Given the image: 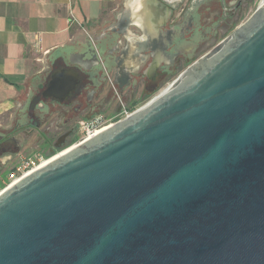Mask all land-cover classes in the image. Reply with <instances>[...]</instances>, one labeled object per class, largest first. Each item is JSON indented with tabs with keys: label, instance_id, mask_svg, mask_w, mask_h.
<instances>
[{
	"label": "water",
	"instance_id": "obj_1",
	"mask_svg": "<svg viewBox=\"0 0 264 264\" xmlns=\"http://www.w3.org/2000/svg\"><path fill=\"white\" fill-rule=\"evenodd\" d=\"M263 1L142 107L0 190V264H264Z\"/></svg>",
	"mask_w": 264,
	"mask_h": 264
},
{
	"label": "rangeland",
	"instance_id": "obj_2",
	"mask_svg": "<svg viewBox=\"0 0 264 264\" xmlns=\"http://www.w3.org/2000/svg\"><path fill=\"white\" fill-rule=\"evenodd\" d=\"M157 1L160 2V0ZM165 1L164 4L160 2L158 15L152 16L151 22L148 25L139 26L141 28L133 26L137 18L143 19L145 16L143 5L139 0L141 9L137 8L135 0H116L112 6L101 13L89 31L95 44L93 55L98 60L102 79L94 85L87 83L88 78L85 76L82 81L88 90L91 86L94 87V90L89 93L91 102L80 95L62 106L47 103L48 110L38 118L35 130L22 129L14 133L16 126L8 125L0 128V137L11 133L16 141V146L10 148L0 143V186L6 187L22 175V172H17L16 168L25 159L33 158L37 167L43 160L61 152L70 144L83 140L86 137L85 126L93 119H98L93 127L96 129L123 119L127 113L142 107L158 91L177 78L186 67L211 51L235 27L244 22L259 2L254 0L244 13L231 21L226 30L213 32L211 28L216 22L212 15H210L209 26L205 27L201 14L186 9L185 1L180 4H177L176 0ZM148 3L151 4L152 0H148ZM166 8L171 10L169 16L160 20L159 17ZM148 15L150 14H147V18ZM205 22L208 23L206 20ZM193 23L194 27L191 28L190 25ZM130 41L137 43V47L133 54L134 46L130 45L126 54L134 61L137 58L132 57L140 58L141 63L139 68H124L121 73L118 71V64L121 63L119 56L125 52L126 43ZM148 63L151 64L148 66ZM85 67L88 69L91 65L88 64ZM144 69L147 76H154L157 70L158 75L150 80L143 74ZM37 100L39 98L33 94L30 106ZM107 106L110 107L107 108ZM100 109L101 112L95 114ZM24 118V123H27L28 116ZM81 120H84L83 123L78 124L74 133L67 136L64 141H58L66 135L67 126ZM45 138L49 141L46 142Z\"/></svg>",
	"mask_w": 264,
	"mask_h": 264
},
{
	"label": "crops",
	"instance_id": "obj_3",
	"mask_svg": "<svg viewBox=\"0 0 264 264\" xmlns=\"http://www.w3.org/2000/svg\"><path fill=\"white\" fill-rule=\"evenodd\" d=\"M115 1L0 0V128H21L24 116L28 121L43 115L47 103L64 105L84 76L92 85L102 79L89 29ZM126 45L125 53L133 45L134 54L137 43ZM132 58H137L135 67L121 62L118 71L139 68L141 59ZM33 94L39 100L30 106Z\"/></svg>",
	"mask_w": 264,
	"mask_h": 264
},
{
	"label": "flooded vegetation",
	"instance_id": "obj_4",
	"mask_svg": "<svg viewBox=\"0 0 264 264\" xmlns=\"http://www.w3.org/2000/svg\"><path fill=\"white\" fill-rule=\"evenodd\" d=\"M168 1H173V0H168ZM184 1H185L186 9H191V10H193V13L194 12L195 13L198 12V13L201 14V17L203 18V21H204V25L203 26H205V27L209 26L210 15H212V17H214L216 23L214 24V26H212V28L211 27L210 28H211V30L213 32H215V30H223V29L226 30L229 27V25L231 24V21L233 19L239 17L242 13H244L254 0H176L177 4H180L181 2H184ZM164 2H166V1L164 0ZM168 4H170V3H168ZM205 20L208 21L207 24H206ZM194 23L190 25L191 28L194 27L193 26ZM199 27L200 26H198V28ZM152 61H151V63H152ZM151 63H148V66ZM143 74L145 76H147L145 72H143ZM157 75H158V70H157V73L154 76H147V77L150 80H153L155 78V76H157ZM99 81H101V79ZM85 86H86V84L83 83L82 80H81V82L79 83V90H78V92L73 94L72 98L75 97V99H76V97H79L80 95H82L83 99L88 100V102H91L90 101L91 99L89 98V93L91 91H93L94 88H90V90H88V88H86ZM99 105H101V103H99ZM108 107H110V106H107V108ZM107 108L105 107V109H107ZM113 111H114V109H113ZM113 111H111V113ZM100 112H101V109L98 110L97 113H95V114H99ZM39 117H40L39 115H37V116L33 115L31 117V119H29L28 122L25 125L21 126V128L16 127V129H14L15 131H13V132L14 133L19 132L22 129H28L30 131L37 129V124H38L37 120H38ZM83 121L84 120H81L79 122L74 123L73 125L67 126L65 128L66 129V135L64 137L62 136L61 138H59L58 141H64V139L67 136H70L72 133H74L77 130L78 124L81 125L83 123ZM23 131H25V130H23ZM43 135L45 136V134H43ZM45 140H46V142L49 141L48 138H45ZM15 142L16 141L13 138V136H11V133H9L8 136L7 135H3V136L0 137V143L2 145H5L6 147H9V148L10 147H15L16 146Z\"/></svg>",
	"mask_w": 264,
	"mask_h": 264
},
{
	"label": "bare ground",
	"instance_id": "obj_5",
	"mask_svg": "<svg viewBox=\"0 0 264 264\" xmlns=\"http://www.w3.org/2000/svg\"><path fill=\"white\" fill-rule=\"evenodd\" d=\"M139 1L141 2V5H143L142 7H143V10L145 11V13H143V14L145 15L144 18L145 17L146 18H145V20H143L144 18L143 19L142 18H137L135 20L134 25H136L138 27L139 26H142V25H148L149 22H151V20H152L151 17L157 14V11H158L159 6H160V2H158L157 0H152V3L151 4L148 3V0H139ZM147 14H150V15H148V18H147ZM168 14H169V9L166 8L165 12L163 14H161V16L159 17V19L160 20L164 19ZM120 58H121V62H122L121 65L122 66H126V67H132L133 66V67H135L137 65V60L134 61L133 59H129L128 56H127V54L125 52L122 54V56ZM108 125H104V126H101V127L96 128L90 134V136H92L95 133H98L101 130L105 129L106 127H108ZM69 149L70 148L64 150V152H66ZM59 155H61V154H59ZM59 155H54V156H52V157H50L48 159L43 160L39 164V166H37L35 168L33 167V170L39 169V168L43 167L44 165H46L47 163H49L50 161H52L53 159H55ZM33 170H31V171H33ZM31 171L29 170L28 172H25V175L28 174V173H30ZM16 181H17V179H14L13 182H11V183H15Z\"/></svg>",
	"mask_w": 264,
	"mask_h": 264
},
{
	"label": "built area",
	"instance_id": "obj_6",
	"mask_svg": "<svg viewBox=\"0 0 264 264\" xmlns=\"http://www.w3.org/2000/svg\"><path fill=\"white\" fill-rule=\"evenodd\" d=\"M128 114L129 113H127L126 116ZM97 120L98 119H93L92 121H90L89 123L86 124V126H85L86 137L85 138L90 137V134L95 130V129H93V127H94V124L97 123ZM35 165H37V164L33 158L25 159L22 162V164L16 168L17 172H22V175L17 177V179H19L20 177H23L25 175V172H28L29 170L30 171L33 170L32 168L35 167Z\"/></svg>",
	"mask_w": 264,
	"mask_h": 264
},
{
	"label": "trees",
	"instance_id": "obj_7",
	"mask_svg": "<svg viewBox=\"0 0 264 264\" xmlns=\"http://www.w3.org/2000/svg\"><path fill=\"white\" fill-rule=\"evenodd\" d=\"M4 187V185L0 186V188Z\"/></svg>",
	"mask_w": 264,
	"mask_h": 264
}]
</instances>
